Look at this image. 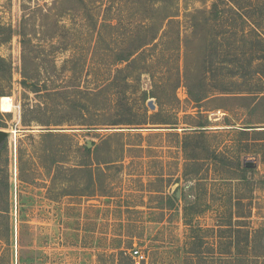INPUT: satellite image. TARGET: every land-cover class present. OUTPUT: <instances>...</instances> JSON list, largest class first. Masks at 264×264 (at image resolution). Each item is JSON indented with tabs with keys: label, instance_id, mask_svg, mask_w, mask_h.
Returning <instances> with one entry per match:
<instances>
[{
	"label": "rangeland",
	"instance_id": "1",
	"mask_svg": "<svg viewBox=\"0 0 264 264\" xmlns=\"http://www.w3.org/2000/svg\"><path fill=\"white\" fill-rule=\"evenodd\" d=\"M116 1L0 0V23L12 29L0 42L10 69L0 95L10 97L0 106L8 132L0 147V264H137L134 247L147 255L140 264H255L252 255L264 253V133L252 131L264 129V0H181V13L215 6L220 18L204 22L207 12L192 29L181 17L180 48L173 25L164 56L154 54L148 67L154 81H166L153 85L144 72L129 82L137 90L126 103L91 117L141 124L73 125L74 90L110 86L106 44L138 26ZM205 70L214 96L195 105L186 84ZM23 72L49 91L46 100L23 87ZM151 90L161 105L144 101ZM248 92L258 93L240 97ZM154 113L152 120L171 123L151 124ZM87 140L86 157L78 145ZM78 163L96 175L93 188Z\"/></svg>",
	"mask_w": 264,
	"mask_h": 264
},
{
	"label": "trees",
	"instance_id": "2",
	"mask_svg": "<svg viewBox=\"0 0 264 264\" xmlns=\"http://www.w3.org/2000/svg\"><path fill=\"white\" fill-rule=\"evenodd\" d=\"M82 3H85V0H80ZM117 2L116 0H114ZM192 2H199L205 4L206 0H190ZM119 4L123 8L132 9L133 13L137 18L138 26L135 29H130L120 37L110 38L109 42L114 43L113 47H110L106 44L105 49H109L111 54V65L114 66L113 76L111 78L112 86L103 85V86H94L89 89H77L74 90L77 96L75 99L76 109L79 112L80 118L78 121L73 123V125L83 126L85 128H96L95 126L99 125H119V124H141L139 120L136 119H126V118H116V119H105V120H96L91 118L94 113L102 114L103 112H115L118 105L122 106V103L125 102L128 95L135 92L137 89H130L129 82L134 77H139L142 73H149L153 78V85L162 83L166 81L163 79L161 82L154 81V74L148 70L149 65H151L154 60L155 55H163L166 48L164 47L165 39L169 36L168 31L171 26L176 25L178 27L176 39V47L174 50L180 48L179 46V37L180 31L179 27L181 24V17L187 22L188 26L192 29H197L202 19L205 17V14L211 13V17L205 19L207 20H217L220 18V12L217 11L215 6L209 11L203 8H195L193 10H188L184 8V12L181 13V0H118ZM246 20L252 26H258L256 21L250 16H245ZM103 23V22H102ZM110 25V21L108 23ZM258 31V29L255 27ZM245 30V29H244ZM242 29V33L244 31ZM12 32L11 27L5 26L0 23V42L7 41ZM104 41V39H101ZM168 50V49H167ZM262 48L257 47L256 54L260 52ZM264 59V55L262 56ZM137 65H140L137 72L135 68ZM263 72V71H262ZM24 79L22 84L24 88H27L30 92L40 95L41 101L46 100L50 93L45 89H40L38 86V79L32 77L23 72ZM187 78V72L185 71V79ZM1 80L5 82L6 86L10 84V69L9 65L5 62V59L0 56V95H3L5 92V87L1 84ZM180 83L179 70L176 71V79L174 81V86H172V91ZM188 87V97L191 102L195 105L201 104L205 100H209L214 96V93H211V90L208 85L207 71L200 73L195 86L191 87L186 84ZM258 92H248L246 95H240L242 98L249 97L251 95L257 94ZM262 93V92H261ZM143 99L147 100L148 97H154L160 103V95L151 90L149 92L143 91ZM263 96H261L262 98ZM260 99V98H259ZM68 100V99H67ZM176 100V99H175ZM258 101V99H257ZM68 102V101H67ZM107 102V103H103ZM121 103V104H120ZM126 103V102H125ZM10 104V97L2 96L0 98V106L2 108H8ZM200 106V105H199ZM37 107H40L37 105ZM1 109V108H0ZM130 110L127 116H134L135 112ZM2 111L4 109H1ZM118 116L124 115L123 113H115ZM115 114H113L115 116ZM97 115V114H95ZM111 113V116H113ZM145 115H148V111H145ZM156 113L150 115L149 118H153ZM99 117V116H98ZM153 123H171V122H157V120H152ZM81 119V120H80ZM22 122L28 124L29 121L23 116ZM148 123V122H147ZM4 126L0 121V127ZM248 131V130H245ZM255 133H264V129L256 130L253 129ZM79 152L83 156H91L92 149L88 148L86 144L78 145ZM79 172L90 171L88 172V180L90 181L91 187L95 186L96 175H94L91 170H87L88 165L84 163H78L76 166ZM75 167V168H76ZM264 228V227H263ZM264 230V229H263ZM258 230L255 231V237L259 235ZM190 254H199L195 251H190ZM241 256H244L243 254ZM252 257L255 258V264L264 263V253H254Z\"/></svg>",
	"mask_w": 264,
	"mask_h": 264
},
{
	"label": "water",
	"instance_id": "3",
	"mask_svg": "<svg viewBox=\"0 0 264 264\" xmlns=\"http://www.w3.org/2000/svg\"><path fill=\"white\" fill-rule=\"evenodd\" d=\"M147 105H148V107H149L150 109H154V108H155V104L153 103V99H149V100L147 101ZM7 137H8V132L5 131L4 129L0 128V147H1V145L4 143V141L7 139ZM86 145H87L88 148H90L91 145H92V142H91L90 140H87ZM245 165H246L247 167H252L253 162H251V161H246V162H245ZM177 195H178V194H177Z\"/></svg>",
	"mask_w": 264,
	"mask_h": 264
},
{
	"label": "built area",
	"instance_id": "4",
	"mask_svg": "<svg viewBox=\"0 0 264 264\" xmlns=\"http://www.w3.org/2000/svg\"><path fill=\"white\" fill-rule=\"evenodd\" d=\"M130 254L134 258L137 264L147 261V255L143 251H141L139 248H136V247L131 248Z\"/></svg>",
	"mask_w": 264,
	"mask_h": 264
}]
</instances>
